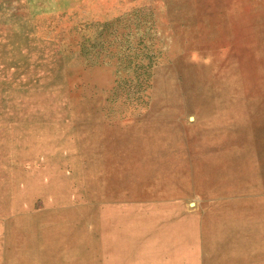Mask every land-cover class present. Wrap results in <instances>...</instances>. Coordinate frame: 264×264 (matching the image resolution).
Listing matches in <instances>:
<instances>
[{
    "label": "rangeland",
    "instance_id": "obj_1",
    "mask_svg": "<svg viewBox=\"0 0 264 264\" xmlns=\"http://www.w3.org/2000/svg\"><path fill=\"white\" fill-rule=\"evenodd\" d=\"M263 55L264 0H0V264H264V189L190 193L178 175L185 193L155 207L109 204L103 185L169 144L233 151L223 129L264 109ZM206 77L232 106L197 111Z\"/></svg>",
    "mask_w": 264,
    "mask_h": 264
},
{
    "label": "bare ground",
    "instance_id": "obj_2",
    "mask_svg": "<svg viewBox=\"0 0 264 264\" xmlns=\"http://www.w3.org/2000/svg\"><path fill=\"white\" fill-rule=\"evenodd\" d=\"M171 5H174V4H171ZM258 58L262 59L261 55ZM233 64L234 63H231V65H228L227 67L229 70L228 74L235 72L234 71L235 66ZM205 66L206 67L209 66L208 67L209 69H206L204 71V74L207 71L206 76H209L210 74H212V71L215 68V66H218V65H215V63L213 64L208 63ZM224 67L225 66H223V68H220L222 70V74H220L221 76L226 73V71L224 72ZM242 84L244 87H249L250 90L255 89L253 88L255 86L251 85L250 82H247L246 78ZM227 87L228 86H224L221 83H213V84L210 83V88H209L208 83H207V77H206L204 79V85L202 88L204 92L202 95L198 96V101L199 99H201L199 104L203 105L202 103H204V105L203 106L198 105L197 111H202V112L207 111L205 106H208L209 104L206 100L210 101V99L213 100L211 102L215 103L213 107L218 106L219 103L216 104V101L218 99H221V102L219 105H222V101L224 100L228 102V105L232 106V104L230 103V100L227 99L226 97H223L225 94V93L223 94V92L227 89ZM230 91L232 90L230 89ZM215 96H220V97L216 99ZM255 101L256 99H252L251 102L249 101H244V102L254 103ZM263 104H264V101H263ZM247 106L248 105H246V108H243L241 111V115H243L242 119L239 116L237 120L235 121L236 124H228L223 129L225 132L230 134L229 137H223L224 143L228 145L226 147H229L232 145L234 148L231 150L233 151H228L224 155L217 154L218 151L214 153L211 152L213 156L209 157L208 159L204 161H201L202 158L199 160V157L208 156V154L206 153H208L209 151L208 149L200 150V147L209 148L213 146L215 143L220 142L219 139L216 141H213V139L211 140L210 138H208L204 142H201L200 138L197 137L196 138L197 143L193 142L196 144V147L193 146V148L194 147L195 148L190 149V150H184V148L186 147L183 145V141L177 144L179 145L178 148H176L175 143L169 144L168 146H166L164 151H162L161 154H159L162 156L161 157L162 161L160 164L150 166L151 163L154 162V158L157 157V155L154 151L152 152V154L149 155V160L147 162L148 166L145 168V171L143 173H140L137 177H129V179L133 182L132 184H129V185L125 184L123 186L120 183H115V181L119 179V177L114 178V179L108 178L107 180L103 179V181L105 182V183L103 182L104 183L103 185L107 187V191L104 197L106 199V202H109V204H112L114 200H117V201L141 200V203H144L145 199H149V201H151V203L155 207L165 206L166 204L170 203L172 200L175 201L176 198L180 196L179 195L180 193H185V191L176 192L175 190L172 189V185H174L173 182L178 181L177 178H175L178 175H181L184 178L181 182L180 187H187L188 188L187 191L190 193H194L198 189L202 190V188L206 189L208 187H214L213 191L215 193L217 194L220 193L223 195L231 191L245 192L246 190L252 191L253 189L255 190L264 189V113H263L264 109H263V106L261 108V105L258 104V102H255L252 105V107L254 108H247ZM225 109H221V110L227 117L230 118L228 121L233 120V114L229 110H225ZM249 113H251V117L249 116ZM204 115L205 117L206 115L211 116V114H208V113H204ZM220 115L222 114L220 113ZM210 118L211 117H209V119ZM210 126L211 124L210 123L208 124V122H206L205 124L204 122L195 124L193 133L194 135H204L205 131L210 130ZM127 128L130 129V127H127ZM179 138L181 139L180 135H179ZM144 145L145 147L150 146V144L147 143V138H145V141L144 143H142L141 146L131 145V144L129 146L132 149H134L133 151L142 152ZM114 153L120 154L119 151H115ZM190 153L194 154L192 156L194 158L189 160L188 156L190 155ZM200 153H204V154H200ZM218 156H225V157L229 156L231 158L233 156H237V157L235 160H233L232 164H228L227 161H220L219 163V159L216 158ZM195 159H197L196 163H198V168L197 170L195 168L190 169L186 177L185 171L182 168L183 164L186 161H188L189 163L194 162ZM193 169H195L196 171ZM135 178L137 179L134 181ZM155 179H157L158 181L154 182L153 180Z\"/></svg>",
    "mask_w": 264,
    "mask_h": 264
}]
</instances>
